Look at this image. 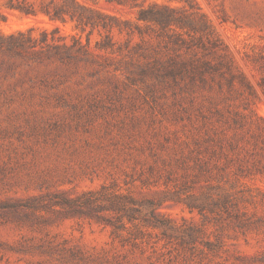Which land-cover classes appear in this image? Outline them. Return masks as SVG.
Returning <instances> with one entry per match:
<instances>
[{
  "label": "rangeland",
  "instance_id": "1",
  "mask_svg": "<svg viewBox=\"0 0 264 264\" xmlns=\"http://www.w3.org/2000/svg\"><path fill=\"white\" fill-rule=\"evenodd\" d=\"M8 2L1 32L58 27L86 41L68 19ZM84 2L174 22L146 24L152 46L118 57L122 72L37 66L66 73L46 85L0 76V264H264V0ZM173 56L213 67L139 74Z\"/></svg>",
  "mask_w": 264,
  "mask_h": 264
},
{
  "label": "trees",
  "instance_id": "2",
  "mask_svg": "<svg viewBox=\"0 0 264 264\" xmlns=\"http://www.w3.org/2000/svg\"><path fill=\"white\" fill-rule=\"evenodd\" d=\"M84 1L15 0L12 2L9 0L6 8L10 11H16L26 17L44 14L53 22L63 23L68 19L74 24L75 30L86 33L87 38L83 42L76 35H61L58 27L41 30L38 35L33 28L17 30L13 33L0 31V76L4 79L11 78L46 85L50 80L58 81L66 78V73H59L57 70L51 75L42 71L32 73L37 66L55 65L58 69V67L70 68L85 64L107 72H122L120 64L124 61L118 57L134 54L144 58V50L152 46L143 39L146 24L152 23L162 27L174 22L170 17L160 15L151 7L138 9L136 22H132L101 13ZM94 30L98 32L100 38L91 46L90 35ZM113 32L126 36L123 46L113 39ZM136 36L139 41L131 45V41ZM201 67L203 70H209L213 66L206 61L198 64L191 60L187 63L173 56L167 60L153 59L146 65V69H140L139 74L175 80L189 73H200Z\"/></svg>",
  "mask_w": 264,
  "mask_h": 264
}]
</instances>
